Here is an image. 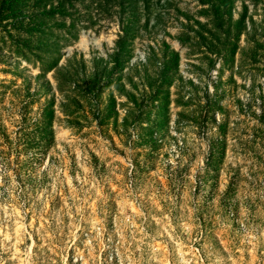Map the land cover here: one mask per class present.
Returning a JSON list of instances; mask_svg holds the SVG:
<instances>
[{
    "label": "rangeland",
    "instance_id": "1",
    "mask_svg": "<svg viewBox=\"0 0 264 264\" xmlns=\"http://www.w3.org/2000/svg\"><path fill=\"white\" fill-rule=\"evenodd\" d=\"M23 1L0 22V264H264V0H234L226 38L198 0H81L75 23Z\"/></svg>",
    "mask_w": 264,
    "mask_h": 264
},
{
    "label": "trees",
    "instance_id": "2",
    "mask_svg": "<svg viewBox=\"0 0 264 264\" xmlns=\"http://www.w3.org/2000/svg\"><path fill=\"white\" fill-rule=\"evenodd\" d=\"M83 1V0H82ZM141 2L143 5H147L149 0H92V2H95L97 5V8L99 9H103V11H107V13L110 15L112 9L114 8V5L116 4L118 7V12L120 11V13H125L124 10L128 9L129 7H131L132 5L134 6L137 2ZM167 4L170 3L169 0H165ZM200 2L201 5H208L209 10L211 11V13L213 14V21L217 26V29L219 31H223L225 33V38L230 37V25H227L226 28H224V24H231L232 22V7H233V2L234 0H218L217 3H215V0H198ZM50 2L49 6H46V3ZM81 0H35L34 5H38L42 10L38 13V14H34L32 13V11L30 12V15L32 17V21L34 19H36L37 15L42 16L44 19H54L56 17H60L61 21L65 20V17H69L72 22L77 21L75 18H78V16H76V12H77V3L80 4ZM25 2L23 0H0V22L1 21H9L8 19H15V18H25V16L27 14L24 13L23 16H20V9L22 7V5ZM78 4V5H79ZM223 9V11L221 10ZM130 11V10H128ZM202 13H205L208 11L206 8H202ZM223 12V13H222ZM134 14V13H133ZM225 14V16H223ZM131 15H132V11H131ZM35 17V18H34ZM75 17V18H74ZM44 19H42L41 21H44ZM244 19H245V6H244V11L240 14V16L234 20L233 24L235 26L236 30V34H235V42H233V48L231 49V55L234 52L235 46L236 45V41L238 40L239 34L242 33V30L244 29ZM133 22V20H132ZM75 23V22H74ZM74 23H72L71 25H73ZM44 23H35L34 27H36L38 30L42 29ZM15 27H18L16 24H13ZM86 25H90L89 23H87ZM129 26V25H128ZM146 26V25H145ZM131 28V25L129 27H125V32H129V29ZM189 29V28H188ZM225 29V30H224ZM27 31V30H26ZM43 31V30H42ZM75 34V33H74ZM76 35V34H75ZM126 36L124 37H120L117 42H116V46L118 47L117 53L115 54V64L117 65L119 63V56L122 53H125V47L128 45L125 42ZM182 42H184L185 40H182ZM214 47V46H213ZM209 49L214 52L216 51L217 53H220L218 50L211 49L209 47ZM153 56V55H152ZM172 58L167 59L163 62V67L164 69H166L165 71H168L173 65H176L177 61H178V57H177V53L173 51V53L171 54ZM224 59V63L225 61L227 62L228 58H222ZM56 61V59H55ZM53 61L52 63V67L55 66L56 62ZM214 63L212 62L211 65H213ZM111 73V70L106 71L105 72H101V75H98V77H94V81H98L99 77H103L105 75H108ZM98 79V80H97Z\"/></svg>",
    "mask_w": 264,
    "mask_h": 264
}]
</instances>
